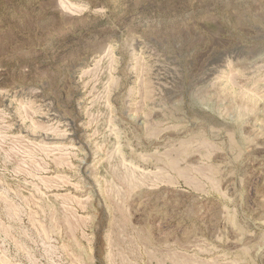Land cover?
<instances>
[{
	"label": "rangeland",
	"instance_id": "374dc122",
	"mask_svg": "<svg viewBox=\"0 0 264 264\" xmlns=\"http://www.w3.org/2000/svg\"><path fill=\"white\" fill-rule=\"evenodd\" d=\"M0 264H264V0H0Z\"/></svg>",
	"mask_w": 264,
	"mask_h": 264
}]
</instances>
